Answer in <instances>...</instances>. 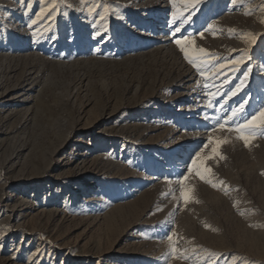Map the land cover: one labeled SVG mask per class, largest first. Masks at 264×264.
Segmentation results:
<instances>
[{
    "label": "rangeland",
    "instance_id": "374dc122",
    "mask_svg": "<svg viewBox=\"0 0 264 264\" xmlns=\"http://www.w3.org/2000/svg\"><path fill=\"white\" fill-rule=\"evenodd\" d=\"M3 77L0 264H264V0H0Z\"/></svg>",
    "mask_w": 264,
    "mask_h": 264
},
{
    "label": "snow or ice",
    "instance_id": "6c2138e0",
    "mask_svg": "<svg viewBox=\"0 0 264 264\" xmlns=\"http://www.w3.org/2000/svg\"><path fill=\"white\" fill-rule=\"evenodd\" d=\"M195 3H198L199 0H194ZM191 19V16H189L184 22H188V20ZM35 23V21H33ZM176 32H180V27H177ZM202 35V33H201ZM189 42L188 37H183L182 39H177L176 43L180 45L181 50L185 53L186 56H192L195 52V50L190 51L189 48L185 47V43ZM254 42V41H253ZM201 53L205 52L204 49L199 50ZM245 56L247 55V52L245 50ZM233 63L238 67L239 64L244 63V59H238L233 61ZM223 67V65H221ZM248 71H251V69H248ZM248 72L244 73L243 78L240 80V84L236 86V89L231 92L232 96H235L237 92H239L241 86L245 83V80L247 79ZM247 101H245L246 103ZM244 110V105L241 104L239 108H233L231 109V114L223 120V122L218 121V126L223 129L226 124H228L229 121H233L234 118L238 117L240 113H242ZM258 114H252L250 118H245L242 123L237 124L233 129H230V131H235L238 133L237 138L244 140V142L247 144L252 137L249 133L260 129L262 132H264V108H261L257 110ZM226 141L224 140H215L213 143L216 145L212 148V154L213 156L218 154V148L219 146ZM207 147V145H205ZM213 156L204 157L201 156L199 152L195 154L194 157H190V164L186 167V173H192L195 170V174L198 175L202 180L205 179V173L211 172V168L207 167L205 164V161L208 159H212ZM188 176L183 175L181 177V182L183 180H187ZM211 182V181H209ZM181 196L184 199L185 202H187L190 199V190L185 188L181 191ZM171 239V237H169Z\"/></svg>",
    "mask_w": 264,
    "mask_h": 264
},
{
    "label": "bare ground",
    "instance_id": "6f19581e",
    "mask_svg": "<svg viewBox=\"0 0 264 264\" xmlns=\"http://www.w3.org/2000/svg\"><path fill=\"white\" fill-rule=\"evenodd\" d=\"M4 78L6 77L0 78V91L7 90L9 88V80L7 78L6 79Z\"/></svg>",
    "mask_w": 264,
    "mask_h": 264
}]
</instances>
